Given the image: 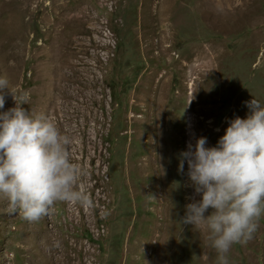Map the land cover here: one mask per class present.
Listing matches in <instances>:
<instances>
[{"label": "rangeland", "instance_id": "obj_1", "mask_svg": "<svg viewBox=\"0 0 264 264\" xmlns=\"http://www.w3.org/2000/svg\"><path fill=\"white\" fill-rule=\"evenodd\" d=\"M0 77L70 137L92 201L28 222L0 197V264H217L179 156L264 105V0H0ZM228 259L264 264V217Z\"/></svg>", "mask_w": 264, "mask_h": 264}, {"label": "clouds", "instance_id": "obj_2", "mask_svg": "<svg viewBox=\"0 0 264 264\" xmlns=\"http://www.w3.org/2000/svg\"><path fill=\"white\" fill-rule=\"evenodd\" d=\"M3 89L10 91L9 81L0 77ZM10 93L16 106L0 113V197L28 222L40 221L57 202L91 206L76 187L81 170L71 159L70 137L45 113L22 107L27 92L19 102ZM4 104L0 94V109ZM247 107V118L229 121L216 146L200 137L179 156L178 171L186 162L190 186L201 196L186 205L181 223L206 230L217 264H229L232 246L253 239L264 217V105L252 99Z\"/></svg>", "mask_w": 264, "mask_h": 264}, {"label": "bare ground", "instance_id": "obj_3", "mask_svg": "<svg viewBox=\"0 0 264 264\" xmlns=\"http://www.w3.org/2000/svg\"><path fill=\"white\" fill-rule=\"evenodd\" d=\"M214 1V0H213ZM69 15V14H68ZM73 18V17H72ZM59 32V31H58ZM149 46V45H148ZM60 51V50H59ZM149 51V50H148ZM207 58V57H206ZM209 59V58H208ZM210 60H212V59H210ZM207 62V61H206ZM212 63V62H211ZM203 64V63H202ZM208 64H209V61H208ZM207 65V64H206ZM204 66V65H203ZM196 69V68H195ZM196 71V70H195ZM70 73V72H69ZM191 74V73H190ZM189 85H190V87L193 85V83H192V80H190V82H189ZM163 92V91H162ZM161 94V93H160ZM156 102V101H155ZM195 111V110H194ZM195 115H196V113H195ZM194 115V116H195ZM194 116L191 114V116H190V125H189V130H190V132L188 133V135L190 136V142H191V140L192 139H194V136L196 135V133H197V131H196V126H197V124H199V121H198V119L197 120H194V119H196V118H194ZM195 121V122H194ZM192 122H194V124H192ZM188 136V137H189ZM191 144H195V143H191Z\"/></svg>", "mask_w": 264, "mask_h": 264}]
</instances>
